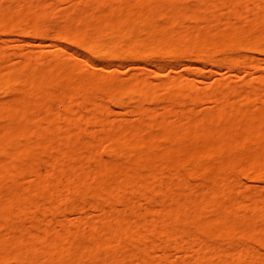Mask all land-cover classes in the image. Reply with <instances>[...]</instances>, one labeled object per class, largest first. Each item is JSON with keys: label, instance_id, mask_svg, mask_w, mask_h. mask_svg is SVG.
Listing matches in <instances>:
<instances>
[{"label": "bare ground", "instance_id": "6f19581e", "mask_svg": "<svg viewBox=\"0 0 264 264\" xmlns=\"http://www.w3.org/2000/svg\"><path fill=\"white\" fill-rule=\"evenodd\" d=\"M22 1L24 5L15 12L13 8H0V29L11 32L24 23L29 29L27 34L45 39L41 27L48 20L50 4H38V15H32L28 13L33 1ZM192 1V6L184 7L179 0H110L112 6L106 13L97 10L100 1L97 6L96 1L75 6L66 26L69 29L58 34L77 49L75 55L81 62L56 58L50 66L40 68L38 63L44 55L40 50L36 62L29 52L21 60L18 58V66L8 68V57L0 49V264H175L168 262L166 255L170 247L181 249L183 241H187L186 251L195 254L193 264H264V255L252 246L264 247V196H228L240 183L232 177L234 172L247 180L264 181V103L260 107L251 105V100L259 97L258 89L236 91L234 101L229 98V90L216 87L211 94L217 103L216 114L205 113L197 119L189 112L170 108L162 113L144 108L143 101L151 96L144 80L120 82L113 71L83 75L82 62L109 61L120 65L124 61L152 63L194 56L205 63L223 62L238 69L251 67L254 59L232 55L242 51L264 55V0ZM218 12L228 13L226 21L232 16L254 15L252 30L245 31L234 24L228 30L219 29L214 24ZM86 13L85 17L81 15ZM188 20L200 21L205 27L181 30ZM47 46L40 44V48ZM51 46L54 52L61 50L58 45ZM60 81L65 82L56 87ZM174 88L167 101L179 104L183 100L180 92L185 89ZM188 93L185 98L193 102V90ZM105 98L119 108L126 106L127 101L137 100L136 112L150 126L155 124L157 133L142 135L145 126L140 121L130 126L118 124L116 128L103 117ZM53 103L62 109H54ZM62 122L66 126L63 130ZM81 123L99 124L104 130L115 131L108 138L111 135L103 130V136L110 141L105 150L110 154L126 155L137 148L146 151L129 156L123 168L112 162L101 164L102 152L97 142L87 141V145L85 142L79 146L72 136L82 131ZM66 129L71 130L73 138ZM39 151L45 155L56 152L57 158L50 154L49 158H36ZM33 153L44 164L48 160L49 166L39 161L42 167L32 163L36 161ZM80 156L92 158L93 171L64 165L65 160L75 161ZM25 158L32 159L31 163H23ZM20 163L24 166L20 167ZM209 172L213 175L208 176ZM16 176L33 177L34 182L29 179L32 185L25 187L17 183ZM196 176L203 183L198 194L193 190L181 192V188L191 187L189 179ZM8 181L9 187L5 183ZM154 193H162L163 200L154 202ZM87 195L91 208L98 212L97 221L89 222L95 218L91 216L85 221L80 216L71 223L62 220L58 222V232L52 221L41 225L42 217L59 213L64 201L84 199ZM225 197V204L215 203ZM141 200L147 202L144 213L137 209ZM246 201L252 203L245 205ZM121 203L126 205L128 214L115 212L116 204ZM81 211L80 215L82 208ZM26 222L29 227H25ZM83 225L88 229L82 230ZM191 230L203 231L204 239H196ZM47 238L50 241L45 245L41 240ZM217 239L228 244L238 242L240 249L232 253L228 247L218 246ZM196 246L202 250L195 251ZM156 250L162 251L163 256L154 257Z\"/></svg>", "mask_w": 264, "mask_h": 264}, {"label": "rangeland", "instance_id": "374dc122", "mask_svg": "<svg viewBox=\"0 0 264 264\" xmlns=\"http://www.w3.org/2000/svg\"><path fill=\"white\" fill-rule=\"evenodd\" d=\"M31 1H33L34 4L30 7L31 11L28 14L32 13V15H35L39 12V10L37 9L38 4H40V3H41V5L43 3L44 4L46 3V5L50 4V5H47V7L50 6V8H51L50 12L48 13V20L45 22L46 24H44L41 27L44 29V32L46 33L45 34L46 37H43L45 39H42V37L36 36L32 33L27 34L29 29L27 30V28H26L27 26L24 25V23H23V26L21 24L20 27L18 26L15 30H13L11 32H7V31L5 32L2 29H0V49L2 48L5 51V54L8 57L7 60H9L8 63H6L5 67L7 66L8 68L9 67L14 68L15 66H18L19 62H20L18 60V58L21 60V56L26 54V53L29 54V52L32 53V55H31L32 61L36 62L37 55L40 52V50H42L44 52L43 53L44 55L42 56L43 60L38 63L40 68H46V67L50 66L51 64H53V61L56 58H57V60H63V61L68 60L70 62L79 61V58L75 55V52L77 51V49H75L70 44L64 42L63 39L60 38V36L62 34L59 33V34H61V35H59L58 32L64 31L65 29L66 30L69 29L68 27H67L68 28L67 29L66 26L68 24H70V23H68V19L71 20L69 18L70 17L69 15L71 14V11L75 6L91 5V4L95 3V1L96 2L100 1L102 3L100 4V6L97 10H101L102 13L108 12L109 8H111V6H112L110 0H31ZM179 1H180L181 5L184 7H190L193 5L192 0H179ZM97 3H96V6L99 5V3L98 4ZM20 5H24V2L22 0H19L18 2L16 0H0V8L3 11L4 10L7 11L9 8H13V10L14 9L19 10L21 7ZM51 5H52V7H51ZM251 8H252V6H251ZM15 10L13 12H15ZM263 10H262V13L264 12ZM13 12H12V14H13ZM19 12L20 11H18V13ZM219 12L221 13V11H219ZM219 12H218V18H217L216 22L214 23L216 25V27H218L219 29L228 30L230 24H234L238 28L244 29L245 31H251L252 30L250 27L252 26L251 24L253 23L252 20H253L254 15L248 14L247 16H239V17L238 16H232V17H234L233 19L226 21L225 17L228 15V13L227 14L225 13L226 15H224V13H222V15H224V16H222L221 14H219ZM87 13H89V12H87ZM87 13L81 14V15L87 16ZM14 14L12 16H14ZM95 14L100 15L101 12L100 13L96 12ZM17 16L18 15L16 13V18H17ZM34 17H36V16H34ZM12 19H15V17ZM254 19H255V17H254ZM41 25H42V23H41ZM196 27L203 30L205 25L200 21L188 20V21H186L185 25L181 27V30L186 29L188 31H191V30H193V28H196ZM25 31H26V33H25ZM63 34H64V32H63ZM43 43L47 44L48 46L45 48H40V44H43ZM51 45L60 46L62 51L56 50L54 52L55 49ZM232 56L233 57H244V56L252 57L254 59L253 65L251 67H239L238 69H232L227 64H225L223 62H219L218 64H209V63L203 62L201 59L196 58L194 56H184L183 58H181L177 61H175L171 58H166L164 61L158 60V61L152 62V63L151 62H149V63L138 62V63L134 64L133 62L131 63L129 61H124L120 65H115L109 61H107V62L94 61L93 64H90L89 62H87V63L82 62V64H83V71H84L83 75L86 77H90L93 74L106 75L107 71H113L114 75L116 76V79L120 82H128L129 83L130 81H134V80L146 81L149 85L150 92H151L150 98L148 97L149 99L147 98V101L144 100L145 102L143 101V103H142V106H144V108H146V109L149 108V109H153L154 112L156 111L157 113H162L166 108H170L171 110L176 111V112H182V111L183 112H189V113H191L193 118L198 119L205 113H209L213 116L216 114L217 103L211 98L212 91L216 87H222V89L229 90L228 95H229V98H231V99L234 97V93L236 91H245L248 93L254 89H258L257 94L259 97L252 99L251 105L256 106V107H260L264 103V92L261 91L264 89V87H263L264 86V55L252 54L251 52H248V51H242V52H239V54H234ZM216 60L220 61L221 57L217 56ZM79 62H81V61H79ZM13 65H14V67H13ZM187 66L191 67L192 69L185 70V67H187ZM64 82L65 81H60L56 85V87L62 85ZM173 83H176V86H173L172 85ZM185 85L187 86V88L192 89L194 92L193 94L196 96V99L193 102L189 101L184 96V95L189 94L188 93L189 89L186 90ZM177 86H182L183 87L182 89H185V90L180 92L183 95V97H181L183 100L179 104L176 103V101L168 102L167 98L175 90L174 87H177ZM1 99H3V98L1 97ZM7 99H8V97H7ZM233 100L235 101L234 98H233ZM109 101H110L109 99L105 98L106 104L102 108V114H103V117L105 119H107V121L112 122L114 125H116V128H117L118 124L130 126V125H135V123L137 124V122L140 121L142 123V125L145 126L142 129L143 130L142 135L147 136L149 134L157 133L156 125L154 124L153 126H150L151 124H148L149 122H147V119L142 120L140 118V115L136 112L135 107H137V105H138L137 100L127 101L126 106H124L123 108L113 106V104L110 103ZM58 105H57V103H55V104L53 103L52 106H55V108L53 107L54 109H56V107H57L56 110L62 109V107L58 106ZM58 107H59V109H58ZM77 107L78 106L76 105L75 108L77 109ZM3 113H5V112H3ZM83 121L84 120H82L81 122H83ZM62 123L60 124L61 127L65 124V123H63V124ZM83 123H81V124H83ZM1 124H3V123H1V121H0V127H1ZM81 124H80V126L81 127L83 126L82 131L79 133H75V134H77L76 136L72 135L73 133H71L70 129L69 130L66 129L67 131L66 130H64V131L67 132L68 136L72 135L75 138H77L78 140L76 139V141H79V143H80L79 146H81V144H83L85 142L87 145L89 141L97 142L98 143L97 145H99L101 147V149H100V147L98 146L99 150L102 152V154L100 153L101 158L99 157L101 164L102 163L104 164V162H112L118 168H123L127 164V162H128L127 159H129V156L138 154L139 152H141V150L144 151V149H142V148L130 149V152H128L129 154L128 153L126 154V155H128V157L124 154H110L105 149H109L110 144H108V143H110V141L108 142L107 140H108V138L112 137V135L115 133V131L109 130L110 128H107L108 130L107 129L104 130L103 127L99 124H90L87 126L86 125L84 126V124L83 125H81ZM113 124L111 125V127H113ZM212 125L220 127V126H218L219 123L218 124L213 123ZM64 127H66V126H63L62 130L64 129ZM113 128L115 129V127H113ZM103 130H104V133L106 132L107 135H111V136H109L108 138L103 136ZM116 130H118V129H116ZM116 133H118V131ZM105 138H107V140ZM20 140L21 139H19V141ZM94 142H93V144H95ZM89 143H91V142H89ZM107 145H108V147H107ZM82 146H85V145H82ZM108 151H110V150H108ZM145 151L143 153H145ZM52 152H54V151H52ZM159 152H160V150H159ZM34 153H33V156L34 155L36 156V154H34ZM36 153H37L36 158L39 155L40 159L42 157H43V159H45L50 154V151H49V153L47 152L48 153L47 155H45L46 152L43 153L41 151H39V153L38 152H36ZM156 153H158V150ZM55 154H56V152L51 153L50 155L53 157ZM41 155H43V156H41ZM33 156H31V157L33 158ZM35 156H34L33 161L36 159ZM52 157H50L49 160H53ZM163 157L164 156L160 157V159ZM53 158L55 159L57 157L54 156ZM77 158H78V160H77ZM29 159L25 158L22 162L23 163L24 162L31 163L29 161ZM40 159H36V161L32 162V163H36V164H38L39 162L43 163V160H40ZM90 159H92V158L84 159V156H83V158H82V156H80V158L76 157V159H74L75 161L70 162L68 160H65L66 162L64 161V165L66 164V167L71 168V169H72V166L74 167V165H75V168H76V166H81V167L85 168L84 171L86 172V170H92V168L95 167L94 166L95 162H93V160H90ZM30 160L32 161V159H30ZM44 162L47 164L48 160H47V162L46 161H44ZM40 164L41 163H39V165ZM46 164H44L43 166L48 167L49 165L46 166ZM78 164H80V165H78ZM26 165L27 164H25V166ZM19 166L23 167L24 165H22L20 163ZM40 166L42 167V165H40ZM75 171H76V169H75ZM75 174H77V173L75 172ZM207 175L212 176L213 173L209 172ZM17 176H20V175H17ZM17 176L14 178L17 181V183H20V185L25 186V187L27 185H29V183H30V185H32V182H30V180L33 179V177L32 178H27V177L23 178L22 176L21 177H17ZM76 176H78V174ZM232 177L238 179V181L240 183L235 185V187L233 188V191L228 195L229 197L236 198L241 193L247 194L249 197H253V198L256 197L258 194H262L264 196V181L259 182L256 180H252L251 178H249L247 180V177L242 176L238 172H234L232 174ZM72 178H75V179H73V181H75L77 179L74 176ZM31 181L34 182V180H31ZM61 181H63V179H61ZM78 181H80V180H78ZM189 182L191 184V187H188L186 189L181 188V192L183 191L186 193L189 191L192 192V190H193V191L197 192V194H198V191L203 186V183L201 182V177L196 176V178H193V179L191 178V179H189ZM5 183H6V186L11 185V183L9 181L5 182ZM243 183L246 184V185L244 184V186H246V187L242 186ZM4 190H6V189H4ZM1 194H2V191H1ZM87 196H88L87 198L85 197L84 199H78L75 201L74 200L64 201L59 206V213L54 214V215L53 214L51 215L49 213V214H45V216L42 217L43 219H41L40 222L41 223L43 222V223L41 225H45V221H46V223L48 221H52L53 222L52 224H54V227L52 225V227L55 229L54 231L58 232L61 230L59 229V227L57 225H58V222L62 221V220L66 221V222L69 221V223H71V222H75L80 216H81V218L84 217V221L86 220V218H90V216H91L93 218L95 217L96 219L90 218L89 222H91V220H92V222L94 220L97 221L96 215H98V212H96L95 210H93L91 208L90 197H89V195H87ZM163 198L164 197H163L162 193L152 194V199L154 202H160V200H163ZM41 201L43 203V200L39 199L40 203H41ZM226 202H227L226 197L225 198H219L218 200L215 201V203H217L219 205H223ZM251 203L252 202L246 201L245 205H250ZM146 207H147V202L145 200H141L137 206L138 212L144 213L146 210ZM77 208H80L79 209L80 211H78V212H82L81 208L83 209V214L81 213L82 215H80L78 212L75 211V209H77ZM126 209H127L126 205L122 204V203L116 204V206H115V212L118 211V213L124 212V214L125 213L128 214ZM115 214H117V213H115ZM127 217L130 218V216H128V215H127ZM262 218L264 219V216H262ZM194 223H196V221H193V224ZM28 224L29 223H27V225ZM27 225L25 227H29V225L28 226ZM81 229L87 230L88 227L86 225H83ZM191 232L196 239H200L199 241L204 239V232L203 231L191 230ZM41 241H43V244L48 245L50 240L47 238V239H43ZM216 244L218 246L228 247L232 251V253H236L240 249L238 242L228 244L224 239H217ZM202 245H201V247H202ZM227 245H230V246H227ZM170 246H172V243L170 244ZM252 246L256 252L264 255V247L259 246L257 244H254ZM186 247H187V241L181 242V245H180L181 249H179V250H174L172 247H170L169 253H167V255H166L167 261L170 263H175V264H179L182 261L189 262L190 264H193L194 263L193 258L195 256V254L193 252L186 251ZM193 247H194V245H193ZM199 248L200 247L196 246L194 248V250L196 251ZM201 250L202 249H199V251H201ZM206 253L209 256L211 254L209 251H207ZM153 255H154V257H161V256H163V253L160 250H156L153 253ZM124 264H131V263L125 262Z\"/></svg>", "mask_w": 264, "mask_h": 264}]
</instances>
